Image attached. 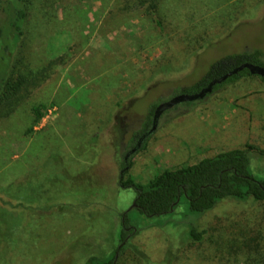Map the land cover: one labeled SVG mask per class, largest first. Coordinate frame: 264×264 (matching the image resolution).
Segmentation results:
<instances>
[{
  "label": "rangeland",
  "instance_id": "rangeland-1",
  "mask_svg": "<svg viewBox=\"0 0 264 264\" xmlns=\"http://www.w3.org/2000/svg\"><path fill=\"white\" fill-rule=\"evenodd\" d=\"M255 1L28 0L7 81L25 85L6 100L0 92V264L110 256L137 196L120 185L122 171L124 180L147 184L164 170L253 143L251 168L264 179V86L256 81L162 111L125 170L128 143L144 122L152 129L153 108L229 54H264V0ZM245 6L250 13L236 21ZM1 8L2 0L0 26ZM186 207L182 200L174 215L159 217L134 209L138 230L117 264H264V202L228 200L202 215L201 228L235 246L209 251L207 241L202 262L187 249L179 257ZM242 212L252 223L236 221ZM218 217L231 221L217 225ZM243 242L249 246L237 251Z\"/></svg>",
  "mask_w": 264,
  "mask_h": 264
},
{
  "label": "trees",
  "instance_id": "trees-1",
  "mask_svg": "<svg viewBox=\"0 0 264 264\" xmlns=\"http://www.w3.org/2000/svg\"><path fill=\"white\" fill-rule=\"evenodd\" d=\"M261 1H255L254 5ZM27 2L28 0H2L1 9L5 16V25L0 26V92L1 98L5 100L9 92H12L13 95L18 94L25 85L24 80L13 83H7V81L10 68H12L13 56L16 54L24 35V23L26 20L25 4ZM246 7L239 13L236 21L239 17H244L250 13V10L247 12ZM244 64H253L264 68V54L260 49H255L252 52H237L221 58L210 65L206 74L198 82L181 89V94L173 100L182 96L198 94L206 89L211 82L228 76ZM160 69L153 73L151 76L152 81L159 76ZM241 81L249 83L252 86L256 85L250 81H256L259 85L264 86V77L252 74L248 69H244L228 77L222 83L216 84L212 92L205 95L203 99L178 101L174 106H177L176 109L180 107L181 103H186L183 106H193L222 90L224 87L232 86ZM156 109L153 108L148 114L150 122L155 117ZM33 111L37 116L35 122H38L42 114L37 108ZM254 123L256 124L257 122L254 121ZM149 124V122H144L142 129L133 134L128 143L126 155L131 148L136 146L139 137L148 132ZM258 149L253 143H248L245 148L222 151L212 157L204 158L195 164L177 169L164 170L147 184L136 183L130 177L124 180L123 173L120 185L124 188H134L136 190L135 206L121 215L122 226L117 234L119 245L116 250L108 257L102 259L92 258L87 264H117L118 259L126 255L129 248L128 240L138 230L131 223L132 211L134 209L148 217L174 215L182 200L186 201L187 209L183 213L180 222L187 227L188 242L181 250L179 257L187 249L186 256L189 255L193 260L202 262L203 246L207 241L211 245V247L208 245L209 251L212 247L217 251L222 250L223 252L235 249V246L233 247L230 243L227 245L229 240L226 236H223L221 231L214 233L208 228H201L198 224V219L202 215L214 211L218 205L228 200L264 202V179H258L251 168L250 151ZM125 166L128 165L125 163ZM218 218L217 225H223L224 227L231 221V218ZM236 221L252 223V220H248L243 216V212ZM242 244L237 247L238 249L236 248L237 251L249 246V243L243 242Z\"/></svg>",
  "mask_w": 264,
  "mask_h": 264
},
{
  "label": "water",
  "instance_id": "water-1",
  "mask_svg": "<svg viewBox=\"0 0 264 264\" xmlns=\"http://www.w3.org/2000/svg\"><path fill=\"white\" fill-rule=\"evenodd\" d=\"M244 69H248L252 74H257V75H260V76L264 77V68H262L260 66H257V65H253V64H244V65L240 66L237 70H235L232 73H230L228 76L223 77V78H221L219 80L211 82L210 85L206 89L202 90L201 92H199L196 95H193V96H182V97H179V98L173 100L171 103H167V104L161 105L159 107V109L157 110V112H156V117H158L159 114L162 111H164V110L168 109L169 107H172L173 105H175L178 101H191V100L203 99L205 97V95H207L208 93L212 92L213 87L216 84L222 83L228 77H230L233 74H236V73H238V72H240V71H242ZM155 126L156 125H154L150 131H148L146 134H144V136L141 138L140 142H142L145 138H147L149 135H151L153 133V131L155 129ZM139 146H140V144H139ZM139 146L136 149H134L133 151H131V153L128 155L127 158H129V156H131L133 153H135L138 150ZM127 168H128V166H126L125 170H127ZM134 206H135V204L133 205V207Z\"/></svg>",
  "mask_w": 264,
  "mask_h": 264
},
{
  "label": "flooded vegetation",
  "instance_id": "flooded-vegetation-1",
  "mask_svg": "<svg viewBox=\"0 0 264 264\" xmlns=\"http://www.w3.org/2000/svg\"><path fill=\"white\" fill-rule=\"evenodd\" d=\"M157 118L158 117H156V114H155V117H154V120H153V123H152V127L154 126V125H156V122H157ZM146 134V133H145ZM144 136V134L142 135V136H140L139 137V139H138V141H137V143H136V146L135 147H133V148H131L130 149V151L127 153V155L125 156V162H126V164L128 165V155L131 153V151H133L134 149H136L138 146H139V144H141L142 142H140V140H141V138ZM124 173V171H122L121 172V175Z\"/></svg>",
  "mask_w": 264,
  "mask_h": 264
}]
</instances>
